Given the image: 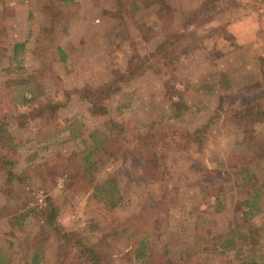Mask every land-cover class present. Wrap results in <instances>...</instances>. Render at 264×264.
Here are the masks:
<instances>
[{
	"label": "rangeland",
	"instance_id": "obj_1",
	"mask_svg": "<svg viewBox=\"0 0 264 264\" xmlns=\"http://www.w3.org/2000/svg\"><path fill=\"white\" fill-rule=\"evenodd\" d=\"M200 2L55 0V26L49 27L43 0H0V122L15 138L19 162L10 169L22 178L7 180L8 166L0 169V261L23 264L12 257L34 240L43 249L40 264L55 263L63 239L43 221L48 202L57 207L62 230L104 241L110 264L145 262L135 259L129 239L115 240L108 231L111 219L133 215L145 229L155 225L149 246L171 264H184L194 248L200 260L193 264L235 263L220 248L204 250L243 217L242 201L264 177V120L245 115L250 101L264 105V0H218L204 23L188 24L186 44L166 47ZM3 24H29L28 44L14 47L21 30L4 34ZM43 26L53 36L50 48L35 52ZM130 64L136 68L126 74ZM117 73L125 78L116 79ZM113 79L91 108V91ZM55 102L57 124L38 118L18 126L20 115ZM111 122L127 126L129 140L147 129L157 132L162 178L144 176L139 157L100 158L83 180L87 190L71 183L64 170L69 155L91 143L90 131L109 132ZM38 164L59 172L43 180ZM111 173L123 196L113 207L92 188ZM254 221L264 225V213Z\"/></svg>",
	"mask_w": 264,
	"mask_h": 264
},
{
	"label": "trees",
	"instance_id": "obj_2",
	"mask_svg": "<svg viewBox=\"0 0 264 264\" xmlns=\"http://www.w3.org/2000/svg\"><path fill=\"white\" fill-rule=\"evenodd\" d=\"M54 2L55 0H43L41 8V10H44L50 17L52 24L49 27L55 26L53 23L56 18L52 10ZM58 2L59 0H56V3ZM216 3H218V0H201L200 5L190 10L188 18L181 22V27L184 30L177 32L178 37L175 33V39L169 41L166 47L177 45L178 48L186 44V39L192 32V30H190V33L186 32L188 24L201 25V23H204L205 15L209 10L216 7ZM53 32L54 30H52L51 33ZM40 37L42 42L36 46L35 52L44 47L50 48L53 36L51 34L49 35L47 27L43 26L39 31V40ZM175 40L178 42H175ZM179 40L181 43H179ZM44 42H48V45L44 44ZM162 45H164V43L161 44L160 47H162ZM57 51H59L62 58H64L65 53L63 50L57 48ZM161 51H163V49ZM132 68H136V65L130 64L127 70L128 72L126 71L125 73H130ZM125 73H117L116 79L123 80L125 78ZM114 81L116 80L113 79V81L106 85L95 88L93 92L91 91L89 97L86 99L87 102L92 103L93 98L98 99V97L110 90ZM84 90L85 89L79 91L82 93ZM84 97L86 98V96ZM25 99L26 98L22 100L24 103H27L28 101L26 102ZM95 103L96 100L92 103L91 108L95 106ZM40 106L43 109L41 111H44V113L36 108L30 111L29 117H27V115H20L22 118H20V121H17L18 126H24L30 119L38 118H43L46 125L57 124V103H49ZM245 115L251 117L253 120L262 122L264 120V105H261L259 102L250 101L245 109ZM111 125H113V128H111L109 132L98 130L90 131L88 136L91 143L88 144L87 147L82 148V150L69 155V161L64 167V170L71 177V183L80 190H87L82 185L83 180L93 173L96 163L100 158H109L124 162L126 159L134 160L139 157L144 176L147 177L150 174L154 179L155 177L162 178V169L159 168L161 165V157L158 156L159 150L155 148L156 140H154L157 136V132L147 129L142 136H137L129 140L128 137L124 135L127 126L117 122H111ZM49 134L50 132H45L41 135V139L48 138ZM15 145V138L8 134L6 123L0 122V169H5L8 166L5 171L7 180L11 179V181L16 180L18 182L22 179L21 175L14 174L10 169L11 165L15 166L19 162V157H15ZM43 166V164L37 165L39 169L44 168L45 170L42 169L40 171L43 180H45V176L53 178L59 172V167L56 165L49 166V168ZM25 171L28 175V169H25ZM124 173L127 175H124V177L128 178L127 182L131 183L132 178L130 172L125 169ZM92 188L98 195L97 199L102 200L112 207L116 206L123 197L114 173L109 174L103 183L95 184ZM250 190V195L241 203L243 207L241 216L243 217L236 222L232 229L216 233L214 236L215 240H213L211 246H207L204 251L208 250L211 253V250L220 248L222 254H226V256L230 255L235 260L233 261L235 263L232 264H264V242H262L264 237V225H259V221H254V218L264 213V177L261 182L253 184ZM47 205L49 207H46L49 208V210L45 209V212H43V221L48 224L53 233L57 234V237L60 235L61 237L59 238L63 239L61 251L56 254L54 264H110L112 253L107 251V245L104 241L100 240L99 243L89 242L87 240L84 241L83 238L80 239L76 234L62 230L56 223L57 207L48 202ZM131 218L132 219H111L108 222V231L111 237L115 240L129 239L127 241L134 247L133 253L137 261L144 259L146 262H144V264H171L165 253H160L159 250H155L152 246H149L153 243L154 236L150 232V229L154 228L155 225H148L149 228L145 229L147 226L146 222L140 225L136 223L134 215ZM35 244L34 240H28L23 248H21L22 251L19 250V253L12 257L13 261L16 262L17 259V262L18 260H22L23 264H40L41 260L44 259L43 249ZM221 252L219 251V254ZM184 255V264H193L195 258H197L198 261L200 260L199 250L197 248L186 251ZM5 261L4 258L0 261V264H5ZM227 264L229 263L227 262Z\"/></svg>",
	"mask_w": 264,
	"mask_h": 264
},
{
	"label": "crops",
	"instance_id": "obj_3",
	"mask_svg": "<svg viewBox=\"0 0 264 264\" xmlns=\"http://www.w3.org/2000/svg\"><path fill=\"white\" fill-rule=\"evenodd\" d=\"M3 25L6 31L4 34L6 33L10 34L14 28H19V30H21V32L19 31V35H17V38H15L13 42H11L14 47L28 44V39L30 37L29 35H31L30 32L31 26L29 24H3Z\"/></svg>",
	"mask_w": 264,
	"mask_h": 264
}]
</instances>
